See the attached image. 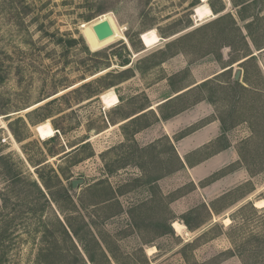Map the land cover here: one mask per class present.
I'll use <instances>...</instances> for the list:
<instances>
[{"label": "rangeland", "instance_id": "obj_1", "mask_svg": "<svg viewBox=\"0 0 264 264\" xmlns=\"http://www.w3.org/2000/svg\"><path fill=\"white\" fill-rule=\"evenodd\" d=\"M239 69L263 88L264 0H0V264H264V172L190 164L250 135L204 144Z\"/></svg>", "mask_w": 264, "mask_h": 264}, {"label": "trees", "instance_id": "obj_2", "mask_svg": "<svg viewBox=\"0 0 264 264\" xmlns=\"http://www.w3.org/2000/svg\"><path fill=\"white\" fill-rule=\"evenodd\" d=\"M212 9L216 12L221 11L215 9L214 6H212ZM252 41L259 48L260 44L257 40L252 38ZM247 45L250 47L248 42ZM261 49L262 47L259 48V50ZM246 57L248 58L243 63L245 66L251 60L256 61L255 52L251 48ZM258 72L263 82V88L257 87L247 74L244 76V82L232 78L225 82L224 87L221 86V88L229 92L227 98L230 101V110L226 116H219V120L223 124L224 129L228 130L229 127L234 128L242 123H246L249 127L250 135L241 141L237 151L241 164L247 168L251 176H256L264 172V73L261 69ZM222 73H225V71ZM218 75L215 76V79L205 80L200 85L206 87L214 83L219 79ZM219 89L220 84L217 85L215 90L219 91ZM208 97L210 101L214 102L213 89H211ZM181 165L183 167V163ZM185 222L190 226L186 219ZM90 258L94 261L91 255Z\"/></svg>", "mask_w": 264, "mask_h": 264}, {"label": "crops", "instance_id": "obj_3", "mask_svg": "<svg viewBox=\"0 0 264 264\" xmlns=\"http://www.w3.org/2000/svg\"><path fill=\"white\" fill-rule=\"evenodd\" d=\"M218 122H219L218 119L213 120L207 125H205L204 128L206 129L213 124H217ZM215 127H216L215 130L211 131V135L205 137L204 141L206 142H204V144L207 142L210 143L213 140L219 138V136L225 134V130L223 129L222 124H220V126L216 125ZM236 128L237 127H235L234 129ZM197 133L198 132H194L193 134H197ZM227 138L229 140L228 144L224 145L221 149L215 151V153H212L211 155L204 156L203 158H201L200 163L197 165L193 163H190V164L194 168L198 165H200L201 169L206 168L205 173H210L221 167L234 164L237 160H239V154H238L237 148L234 146V142L231 140V137L227 136ZM195 146H197V144ZM177 149L179 153L181 154L180 149L178 147ZM181 150L183 151V149ZM186 164L190 166L188 163ZM183 168H184V165H183ZM249 177L251 178V174L249 173L247 168L240 164L236 168L231 169L228 172H226L220 178L211 182V184L209 186L207 185V187H209L210 188L209 191L213 193L217 192L218 190L222 188H226V190L227 189L230 190L233 187H238L244 184L245 182H247L249 180Z\"/></svg>", "mask_w": 264, "mask_h": 264}, {"label": "water", "instance_id": "obj_4", "mask_svg": "<svg viewBox=\"0 0 264 264\" xmlns=\"http://www.w3.org/2000/svg\"><path fill=\"white\" fill-rule=\"evenodd\" d=\"M94 31H95L97 37L100 40H103V39H105V38H107L109 36H112L113 33H114V30H113V28L111 26V23L107 19H104V20H101V21L97 22L94 25ZM122 55H123V52H119L118 53V56L119 57H121ZM245 59H247V58H245ZM245 59H243L239 63H242ZM124 61H125L126 64H128L129 58H124ZM241 75H242V70L241 69L237 70L236 73H235L234 79L235 80H240L241 79ZM84 182H85V179H83V178L74 179V180H72V187L73 188H77L79 186V184H82Z\"/></svg>", "mask_w": 264, "mask_h": 264}, {"label": "bare ground", "instance_id": "obj_5", "mask_svg": "<svg viewBox=\"0 0 264 264\" xmlns=\"http://www.w3.org/2000/svg\"><path fill=\"white\" fill-rule=\"evenodd\" d=\"M104 16H105V15H104ZM104 19L109 20L110 23H111V19H110V17L100 18L99 20H97V21L93 24V26H92L93 30H94V25H95L97 22H99V21H101V20H104ZM111 26H112V23H111ZM112 28H113V26H112ZM113 30H114V29H113ZM94 32H95V31H94ZM95 34H96V33H95ZM113 34H114V33H113ZM96 37H97V35H96ZM109 37H111V36H109ZM109 37H107V38H109ZM107 38H105V39H107ZM97 39L100 40L98 37H97ZM105 39H103V40H105ZM100 41H102V40H100ZM88 45H89V47L91 48V50L96 51V50L94 49L93 45L91 44V42H88ZM150 108L153 109L154 106H151ZM255 205H256L257 207H259V208H263V207H264V199H260V200H258V201L255 203ZM224 221H225L226 223H230V222H231V219H230L229 217H226V218L224 219ZM172 224H173L174 229H175L178 233H182V232H185V231H186V225L183 224V223H181L180 221H178V220H174ZM151 251H152V249H151Z\"/></svg>", "mask_w": 264, "mask_h": 264}]
</instances>
